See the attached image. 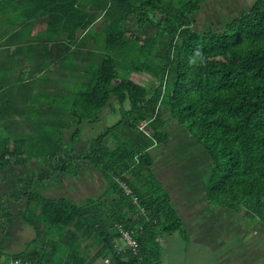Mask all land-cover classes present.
<instances>
[{
  "label": "trees",
  "instance_id": "1",
  "mask_svg": "<svg viewBox=\"0 0 264 264\" xmlns=\"http://www.w3.org/2000/svg\"><path fill=\"white\" fill-rule=\"evenodd\" d=\"M22 1L21 8L31 9L23 14L26 26L44 20L41 38L67 41L57 42L56 50L68 52L62 60L71 72L51 95L35 87L9 95L10 104L3 105L9 110L21 100L29 105L18 122L21 134L9 133L13 123L1 120L6 108L0 107V170L37 159L51 167L47 177L56 178L77 176L89 166L107 185L84 200L24 191L28 204L20 215L35 236L13 258L32 264H99L103 257H110L109 264H163L162 238L185 232L151 151L167 144L169 121L195 136L211 158L206 200L243 212L264 228V0L221 27L202 29L193 22L203 0ZM141 25L152 32L137 31ZM49 97V105H41ZM107 108L113 112L107 115ZM112 113L119 119L90 135L87 153H76L83 125L108 123ZM121 226L135 230L137 253L118 249ZM87 239L98 244L94 254ZM2 255L0 250V264Z\"/></svg>",
  "mask_w": 264,
  "mask_h": 264
},
{
  "label": "rangeland",
  "instance_id": "2",
  "mask_svg": "<svg viewBox=\"0 0 264 264\" xmlns=\"http://www.w3.org/2000/svg\"><path fill=\"white\" fill-rule=\"evenodd\" d=\"M254 1L203 0L199 10L195 12L193 25L196 29L209 25L221 27L226 21L248 10ZM101 25L100 19L95 28ZM136 29L145 34L152 32L151 26L146 25L138 26ZM145 81H148L147 76ZM119 117L118 113H112L109 116L110 122L106 123L101 119L93 125L91 130L84 124L82 133L84 140L80 141L76 153H85L86 149L91 146L87 140L89 135L97 136L108 125L115 123ZM169 122L171 134L167 144L161 147L154 146L151 150L157 160L155 164L157 175L163 182H166L172 197L176 196V198L173 197V201L185 221V232L176 231L172 234H165L162 238L163 264H264V228L256 222L257 219L250 216L244 217L243 212L237 214L227 206L219 203L210 204L206 200L203 182L211 168V158L195 136H190L178 122ZM32 164L33 162L18 164L15 167V173L25 177L27 181L24 187L32 185L28 178L30 175H35L36 165L32 166ZM13 169L14 165L11 164L0 170L1 185L7 187L4 189L5 186L2 188L0 186L2 206V200L8 199L5 196L17 177L13 174ZM81 173L82 177L66 176V180L71 185H75V190L70 191L73 198L84 200L87 195L104 191L107 181L100 172L91 169V172L87 173L83 169ZM46 179L45 181H48ZM51 181H53L51 185L56 184L61 188H66L62 181H56L55 178ZM55 191L62 190L56 187ZM18 208L20 207L13 206L10 209L16 211ZM7 209L10 210L9 206ZM3 211L4 209L0 207V222L3 221L9 228L8 234L4 237L6 239L4 241L0 239V246L6 252L11 253L6 254L3 259L5 262L3 264H10V256L18 249L21 248L22 251V248L24 250L27 247L30 238L35 235V229L18 216L17 218L5 217ZM92 240L87 239L85 243H91L86 247L91 254H94L98 244L93 243ZM19 243H21L20 248ZM3 255H5L4 252Z\"/></svg>",
  "mask_w": 264,
  "mask_h": 264
},
{
  "label": "crops",
  "instance_id": "3",
  "mask_svg": "<svg viewBox=\"0 0 264 264\" xmlns=\"http://www.w3.org/2000/svg\"><path fill=\"white\" fill-rule=\"evenodd\" d=\"M22 3H23L22 0H8L7 2H5V4H0V90H1L0 92L3 93L2 94L3 100L0 97V107L2 108H6L3 105L10 104L8 99L11 93L14 94H17L19 92L22 93L24 92L23 91L24 87L47 89L46 92L47 93L50 92L51 95L52 93H54V91H56L57 85L64 86L65 80L70 79L71 64L70 63L65 64L64 61L62 60L67 51H65V49L62 48L56 50L57 42L61 43L63 41L64 43H66L67 41L61 40V38L58 40L54 39L50 41L44 40L45 37L41 38L38 33H40L41 30L42 31L45 30L46 28V23L44 22V20L43 22L38 21L37 23L33 24V26H26L24 24L26 23V19L24 18L23 14L30 15L31 9L27 8L25 5L23 8H21ZM68 40H70V38H68ZM66 73H68V78H66ZM43 76H46L47 78L44 79ZM57 77H59L60 79L58 82H56ZM25 83H29V84H25ZM10 89L13 92H10L9 91ZM49 99L50 97L47 100L41 99V105L42 104L49 105ZM22 103L23 101L21 100L20 104L19 105L16 104L15 105L16 107L14 109L9 110L8 108H6L3 110L5 112V117L1 118V120L13 123V126L9 131V133L12 135H18L23 132L22 124H19L18 122H21L23 120L21 118L24 115L23 112L24 107H28L29 105H27L26 103L22 105ZM109 111H112L111 108L105 109L104 113L105 112L108 113ZM90 125L92 124L85 123V127L88 128L89 126V130L92 129ZM65 132L67 133L66 138H68L70 134V129H65ZM83 137L84 135L82 134L81 139L76 144L75 152L78 151L77 147L80 141L83 139ZM89 137L87 139L88 142H90ZM157 147H161V146H157ZM88 150L89 147L88 149H86L85 153H87ZM80 153L81 152H78V154ZM31 162H33L32 166L36 165V167L34 168L35 175H30V177H28L30 178V181L32 183L30 187L28 186L24 187V184L25 182L27 183V181L25 180V177H22L19 174L15 173L14 170L18 164L12 163V165H14L13 174L17 175V177L15 183L12 184L9 193H7V195L5 196L8 199L2 200L3 206L2 204H0V207L4 209L3 213L5 217L14 216L17 218L18 216L21 218L22 221H24L20 215V211L24 209L28 204V197L25 195L24 191L30 190L32 188L38 189L46 197H59L62 195L73 197L72 195H70V191H73L75 185H71L69 181L66 180L67 175H60L59 177L55 178L56 181L64 182L66 188H61L56 184L51 185L53 183V181L51 180H53L54 177L50 178L51 175L47 177L52 172L51 167L44 163H41L37 159H33ZM83 169L87 173L88 172L90 173L91 169L94 168L89 166H84L81 169V171ZM81 171L78 174L79 176L76 177L83 176ZM42 174L43 176H41ZM45 179L48 181H45ZM0 186L2 188L5 185H1V181H0ZM56 187L60 188L62 191H55ZM6 188L7 187L5 186L4 189ZM86 197L84 199H86ZM173 197L176 198L175 195H173ZM0 203H2L1 200ZM7 205L9 206V209L12 208L13 206L14 207L19 206L20 208H18L16 211L12 209L8 210ZM5 225L6 224L3 221L0 222V227H2V229L0 230L1 241H4L6 239L4 237L8 234L9 226L7 228V226ZM31 239L32 238H30V240ZM20 246L21 243H19V248ZM20 249H18L17 251H21ZM0 250L5 254L2 255L1 262L5 263L3 261L4 257L6 256V254L8 255L11 253H8L5 250H3L1 246H0ZM11 258L12 255L10 256V259Z\"/></svg>",
  "mask_w": 264,
  "mask_h": 264
},
{
  "label": "built area",
  "instance_id": "4",
  "mask_svg": "<svg viewBox=\"0 0 264 264\" xmlns=\"http://www.w3.org/2000/svg\"><path fill=\"white\" fill-rule=\"evenodd\" d=\"M125 191L129 194H132L133 200L135 202L138 201V195L132 193V188L124 181L119 180ZM120 233H121V239L123 241V246H119L121 243L117 242L116 245L118 246V249L121 250L122 248H131L135 253H137L140 250V242L138 238L135 235V230L126 228L124 226L120 227ZM11 264H32L30 261H25L22 258H11ZM110 263V257H103V260H101V264H109Z\"/></svg>",
  "mask_w": 264,
  "mask_h": 264
},
{
  "label": "clouds",
  "instance_id": "5",
  "mask_svg": "<svg viewBox=\"0 0 264 264\" xmlns=\"http://www.w3.org/2000/svg\"><path fill=\"white\" fill-rule=\"evenodd\" d=\"M118 180H121L120 178H118ZM120 182V181H119ZM125 190V189H124Z\"/></svg>",
  "mask_w": 264,
  "mask_h": 264
}]
</instances>
